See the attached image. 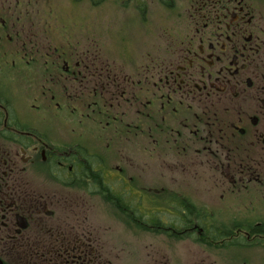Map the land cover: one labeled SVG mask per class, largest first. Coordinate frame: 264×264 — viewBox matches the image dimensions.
<instances>
[{"label":"flooded vegetation","instance_id":"af4514ba","mask_svg":"<svg viewBox=\"0 0 264 264\" xmlns=\"http://www.w3.org/2000/svg\"><path fill=\"white\" fill-rule=\"evenodd\" d=\"M170 1L113 54L107 21L0 0V264H117L93 202L219 248L234 234L210 221L264 215V0Z\"/></svg>","mask_w":264,"mask_h":264},{"label":"rangeland","instance_id":"374dc122","mask_svg":"<svg viewBox=\"0 0 264 264\" xmlns=\"http://www.w3.org/2000/svg\"><path fill=\"white\" fill-rule=\"evenodd\" d=\"M37 1L43 3L46 10L60 11L64 15L60 19L67 26H75L76 31L81 32L82 35L84 30L79 29H85V21H94L95 27L91 28L94 35L99 25L107 21L109 27L106 30V42L109 51L113 54L117 52V49L120 50L118 44L121 41H125L129 46L136 45V42L143 44L146 30L151 27L150 24L159 30L172 23L167 13L169 10L163 4L171 3L170 0H107L100 8L88 7L87 1L81 2L79 6L71 4L70 0H32V2ZM134 4L139 5L141 10L139 18L132 8ZM63 12H68V17ZM50 18H53V13H50ZM121 21H127V23L123 24ZM103 25L106 24L103 23ZM50 30L49 27H45V37L52 40L54 38ZM90 206H92L90 212L92 211L93 218L97 217L93 223L98 229V237L102 238L106 252L111 254V259L117 264H162L163 262L168 264H264V246L241 248L238 245L241 234L245 232L242 228H252L255 233L258 231L259 234H264V215L248 219L220 218L210 221L215 223L221 231H233L234 238L227 240L219 248L213 244L224 237L227 238L228 235L219 236V240L211 239L206 243L198 244L195 240L169 237L155 230L135 229L109 205H97L93 202ZM213 231L211 229L210 233L215 232Z\"/></svg>","mask_w":264,"mask_h":264},{"label":"trees","instance_id":"16d2710c","mask_svg":"<svg viewBox=\"0 0 264 264\" xmlns=\"http://www.w3.org/2000/svg\"><path fill=\"white\" fill-rule=\"evenodd\" d=\"M83 1H86V0H71L72 3H81ZM104 1L105 0H92L93 4H95V5H99L102 2H104ZM169 237H171V235ZM208 237H209V240H211V239L218 240V238H219V236H216V235H213V234L208 235ZM220 237H224V236L220 235ZM204 243H206V239L204 240ZM162 264H166V262H163Z\"/></svg>","mask_w":264,"mask_h":264}]
</instances>
